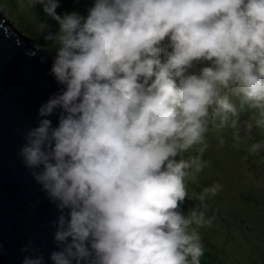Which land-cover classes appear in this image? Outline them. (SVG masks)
<instances>
[{
	"label": "clouds",
	"instance_id": "obj_1",
	"mask_svg": "<svg viewBox=\"0 0 264 264\" xmlns=\"http://www.w3.org/2000/svg\"><path fill=\"white\" fill-rule=\"evenodd\" d=\"M34 2L59 24L41 34L58 89L18 153L59 211L47 261L201 264L202 206L221 185L190 197L185 180L206 166L210 128L241 139L233 98L253 110L248 133L264 129V0H94L86 16ZM186 198L201 204L185 214Z\"/></svg>",
	"mask_w": 264,
	"mask_h": 264
},
{
	"label": "rangeland",
	"instance_id": "obj_2",
	"mask_svg": "<svg viewBox=\"0 0 264 264\" xmlns=\"http://www.w3.org/2000/svg\"><path fill=\"white\" fill-rule=\"evenodd\" d=\"M93 3L94 0H60L57 12L63 15L76 11L86 16ZM0 12L12 24H6L10 32L18 33V29L45 56L43 50L54 53L55 48L41 34L44 30L58 32L59 24L40 4L34 0H0ZM233 103L241 108V139H234L236 129L230 125L210 128L206 133L209 147L203 155L206 166L195 182L191 177L185 180L190 197L199 196L205 187L221 185L215 195H207L202 206L211 223L197 229L204 249L201 264H264V150L248 152L252 142L249 136L264 143V129L254 127L248 133L253 110L240 105L237 98H233ZM194 204L201 202L186 198L184 213Z\"/></svg>",
	"mask_w": 264,
	"mask_h": 264
},
{
	"label": "water",
	"instance_id": "obj_3",
	"mask_svg": "<svg viewBox=\"0 0 264 264\" xmlns=\"http://www.w3.org/2000/svg\"><path fill=\"white\" fill-rule=\"evenodd\" d=\"M6 24L12 25L0 12V264H22L28 253L21 249L30 241L34 254L51 264L47 257L56 247L53 222L59 211L18 153L40 104L58 85L48 75L51 59L42 62L38 46Z\"/></svg>",
	"mask_w": 264,
	"mask_h": 264
}]
</instances>
